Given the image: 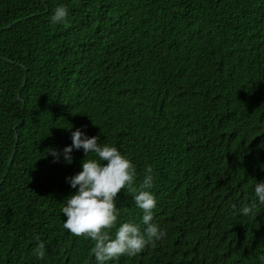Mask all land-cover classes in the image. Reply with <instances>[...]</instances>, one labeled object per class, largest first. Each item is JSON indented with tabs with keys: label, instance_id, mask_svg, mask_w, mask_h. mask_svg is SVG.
<instances>
[{
	"label": "trees",
	"instance_id": "16d2710c",
	"mask_svg": "<svg viewBox=\"0 0 264 264\" xmlns=\"http://www.w3.org/2000/svg\"><path fill=\"white\" fill-rule=\"evenodd\" d=\"M73 125L121 149L134 188L153 169L166 235L110 264H264V0H0V264H96L61 211L86 154L46 155ZM117 206L140 223L131 189Z\"/></svg>",
	"mask_w": 264,
	"mask_h": 264
},
{
	"label": "clouds",
	"instance_id": "9594fccd",
	"mask_svg": "<svg viewBox=\"0 0 264 264\" xmlns=\"http://www.w3.org/2000/svg\"><path fill=\"white\" fill-rule=\"evenodd\" d=\"M69 8L59 5L52 14L53 24H66L69 20ZM71 129L72 144L62 150L49 147L46 155H51L59 163L61 156L67 164L74 162L73 152L83 150L86 159L82 171L67 178L75 191L65 198L61 208L64 219L63 228L77 237H84L94 242L92 249L96 264H110L121 257H134L144 252L149 246H155L162 240L166 231L156 222L155 210L158 201L154 192V175L151 166L146 168V175L138 189L137 169L134 163L117 146L101 142L100 136H89L86 128ZM264 148V144L260 146ZM131 189L135 206L143 213L140 223L133 221L119 222L121 215L117 199L122 191ZM253 207L264 205V181L254 185ZM235 209L237 205L233 204ZM246 208L245 211H251ZM119 226L117 227V224ZM115 228V233L112 229ZM34 255L45 261L48 257L46 243L38 236ZM264 262V256L260 257Z\"/></svg>",
	"mask_w": 264,
	"mask_h": 264
},
{
	"label": "water",
	"instance_id": "95a60500",
	"mask_svg": "<svg viewBox=\"0 0 264 264\" xmlns=\"http://www.w3.org/2000/svg\"><path fill=\"white\" fill-rule=\"evenodd\" d=\"M18 138V137H17Z\"/></svg>",
	"mask_w": 264,
	"mask_h": 264
}]
</instances>
